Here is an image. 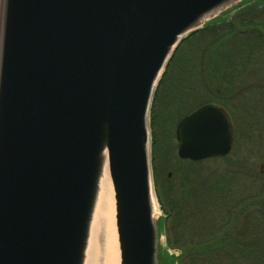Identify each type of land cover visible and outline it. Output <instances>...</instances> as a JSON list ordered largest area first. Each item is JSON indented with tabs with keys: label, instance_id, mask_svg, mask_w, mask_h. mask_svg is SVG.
<instances>
[{
	"label": "water",
	"instance_id": "95a60500",
	"mask_svg": "<svg viewBox=\"0 0 264 264\" xmlns=\"http://www.w3.org/2000/svg\"><path fill=\"white\" fill-rule=\"evenodd\" d=\"M241 0H0V264H86L106 169L120 264H160L150 109L176 49ZM181 159L230 153L215 104Z\"/></svg>",
	"mask_w": 264,
	"mask_h": 264
},
{
	"label": "rangeland",
	"instance_id": "374dc122",
	"mask_svg": "<svg viewBox=\"0 0 264 264\" xmlns=\"http://www.w3.org/2000/svg\"><path fill=\"white\" fill-rule=\"evenodd\" d=\"M232 7L230 10L234 9ZM257 14L260 15L256 21L264 24V11L258 10ZM253 17L252 15L247 20H254ZM213 26L215 28L210 31L217 29L222 33H226L227 29L231 28H229V24L223 27L218 23H213ZM203 27L206 25L203 24ZM240 28L242 29L241 25ZM201 36V34L197 35L184 45L181 59L175 61L163 84L162 80L160 81L152 101L151 132L153 135L152 117L155 113V132L162 142L161 146L157 148L156 156L152 145L154 182L157 179L159 181V187H156V183H154V189H159L165 203L176 197H184L186 201L190 202L185 201L186 208L189 205L190 210L189 212L183 211L177 228H175L173 220L170 219L166 222L171 230L172 240L176 246L178 245L173 249H169L166 231L161 229L165 213L159 204L157 216L159 234L161 235H159V250L167 249L170 254L172 252L181 253L184 239L189 238L188 236L194 234V231L195 233L197 231L206 233L213 228H219L220 231L235 229L239 239L242 240L239 243L240 248L229 247L228 253L221 260H214L212 264H264V176H258L261 169L259 162L264 161V137H256L243 153H240L242 146H236L225 159L207 160L193 164L188 160H182L178 154L177 126L180 119L198 106L207 103L213 89L224 87V78L227 77L224 72L216 70L224 65L219 67L217 61H212L211 53L215 45L211 42L215 35L208 31L206 35ZM248 43H251L254 49L258 48L256 52L249 53L250 45ZM206 49L210 50L208 55L204 53ZM225 49L227 53H221V63H223V58L229 57L232 64L235 63L233 67L253 69L250 71L251 73L242 75L238 79L236 76H228L225 90L220 89L224 93L222 95L227 96V99H231L232 102L254 109V117L242 120V122L235 119V124L240 131L264 135V37L260 36L258 32L257 34L251 32L246 35L238 34L230 43L224 45L222 51ZM205 61L207 65L200 68V62L205 64ZM179 62H181L180 65ZM164 76L165 74L162 79ZM188 79L190 84L186 83ZM160 86L161 92L155 106V98ZM242 115L244 116L245 113ZM215 179L219 181L217 182L219 185L222 184V187L225 186V183L231 187L232 194H227L224 199L221 194L217 195L218 192L214 191ZM192 195L193 197L195 195V201L191 198ZM258 200L263 205H259L256 209L258 212L260 211L257 215L245 214V212L234 214L235 202L243 201L241 207H245L246 204H248L247 206L251 205L249 209H253L252 212H254L256 208L254 206ZM249 209L247 211H250ZM191 216L192 219L185 223L183 218ZM178 235H182V237L179 236L182 241H177ZM184 249L188 250L189 248L185 246ZM244 251L248 253L246 254ZM185 264L195 263L189 260ZM203 264L211 263L209 259H206Z\"/></svg>",
	"mask_w": 264,
	"mask_h": 264
},
{
	"label": "trees",
	"instance_id": "16d2710c",
	"mask_svg": "<svg viewBox=\"0 0 264 264\" xmlns=\"http://www.w3.org/2000/svg\"><path fill=\"white\" fill-rule=\"evenodd\" d=\"M221 21L225 22V19L220 17L213 22L218 23ZM239 24L241 25L242 29L240 28ZM239 24L232 26L230 29H227L226 33H222L221 30L219 32V30H217V29L214 31H210L212 28H215V26H212L210 28L202 29V30L190 35L188 38H186L181 43V45L178 47L176 52L174 53L169 65L167 67V71L165 73V76L161 81L162 84L165 80L166 75L169 73L170 68L175 63V61H178L179 59H181L180 56H181V54H183L184 45L186 43H188L192 38L196 37L197 35L201 34L202 36H204V35H206V33L208 31L211 32L212 35L213 34L215 35V38L211 42L215 45L211 54L213 56L212 61L213 60H215V62L217 61V64H218L217 66H219V67L221 66V63H220L221 58H222L221 53H227L226 49L224 51H222V48H224V45H226L227 43H230L231 40H233L236 35H238V34L239 35H246L248 32H251L253 34H257V32H258L260 36L264 37V24L263 23H259L256 20H243ZM248 45H250L248 47L249 48L248 50H249V53H251V54L253 52H256V50L258 49V48L254 49V47H252L251 43H248ZM209 52H210L209 49L208 50L206 49L204 51V53L206 55H208ZM225 58L230 62V64L232 63L231 59L229 57L228 58L225 57ZM251 58H252V56H251ZM180 63L181 62H179V65H180ZM206 65H207L206 61H205V64L204 63L202 64L200 62V68H203ZM186 83L190 84L191 82L188 79V80H186ZM160 92H161V86H160V89H158V93H157V96L155 98V106L157 105V101L159 100ZM200 94H201V92H200ZM222 94H224V93L213 89V92L210 93V96H209L210 100L208 102H217L223 98H227V96L224 97ZM152 128H154V130H153L154 134L152 135L153 148H154L153 151H154V155L156 156L157 155V148H159L161 146L162 142L159 139V135H157L155 132V129H156V114L155 113L152 117ZM201 162H203V161H201ZM191 163L195 164V163H200V162H191ZM215 180L216 181L214 182V185H215L214 191L218 192L217 195L221 194L222 199H224V198H226L227 194H229V193L232 194V192L230 191L231 187H228L226 183H225V186L222 187L221 186L222 184L219 185V183H217L219 181H217V179H215ZM157 181H158V179L155 181L156 187L159 184V181L158 182ZM156 191H157V196H158L159 202L161 204V208L165 213V217L163 218V221L161 222V229H163L167 233V240H168L169 247L177 248L178 245L176 246V244L172 240L171 235H170L171 230H170V228L166 222L169 221L170 219L173 220V222L175 223V228H177V224L180 223L179 222L180 217L184 213L183 211L186 210V212H189L190 207L188 205V208H186V205H185L186 199H184V197H182V198L176 197L174 200L169 199L168 203H165L163 200V197L159 193L158 188L156 189ZM191 198L193 199V201L196 200L195 195H194V197L192 195ZM186 202H189V201L187 200ZM242 203H243V201L242 202H235V204L233 206L234 207L233 209H235L234 214H236V213L240 214V213L245 212V214L250 213L252 215H257L258 213H260V211L258 212L256 209L259 207V205H263L262 202L258 200V203L255 204V206H254L256 208L254 209V212H252L253 209H249L251 207L250 204H249L250 206H247L248 204H246L245 207H243V206L241 207ZM247 209H249L250 211H247ZM229 218H231V217H229ZM191 219H192V216L189 218L188 217L183 218L185 223L188 222V220L190 221ZM228 222H230V220H228ZM224 226H226V225H224ZM193 233L194 234H192V235H194V236L191 235V236H188L189 238L184 239L185 241L181 245L182 251H181L179 256L170 254L167 249H163L162 251H160L159 252L160 264H185V262H187L189 260H192V262H194L195 264H203V262L206 259H209L210 263L212 264L214 262V260H221V258L226 253H228L229 247L239 249L240 248L239 243L242 241L241 239H239L235 229H232L230 231L228 229L227 230L224 229V231H220L219 228H213V229H209V231L206 233H201L199 231H197L196 233L194 231ZM179 236L182 237V235H178L177 236L178 238L176 237L177 241H179V240L182 241ZM185 246L188 247L189 249L185 250L184 249ZM244 252L246 254L248 253L247 251H244Z\"/></svg>",
	"mask_w": 264,
	"mask_h": 264
},
{
	"label": "bare ground",
	"instance_id": "6f19581e",
	"mask_svg": "<svg viewBox=\"0 0 264 264\" xmlns=\"http://www.w3.org/2000/svg\"><path fill=\"white\" fill-rule=\"evenodd\" d=\"M118 238L115 192L106 169L92 223L86 264H120Z\"/></svg>",
	"mask_w": 264,
	"mask_h": 264
},
{
	"label": "flooded vegetation",
	"instance_id": "af4514ba",
	"mask_svg": "<svg viewBox=\"0 0 264 264\" xmlns=\"http://www.w3.org/2000/svg\"><path fill=\"white\" fill-rule=\"evenodd\" d=\"M249 2H244V3H239L236 6L232 7L234 9L230 10H226L224 11L220 17L225 19V22H218V24H220L221 26L225 27L226 25L229 24V28L232 26H235L236 24L238 25L240 21L243 20H247L248 17H252V15L254 16V20H257L256 18L260 15L257 14V11L259 10L260 12L264 11V0H247ZM209 26H211V24H209ZM224 29V28H223ZM222 60V58H221ZM221 63V61H220ZM235 63H231L226 59L223 58V63H221V65L227 66V67H222V68H216V70H218L219 72H224L225 75L227 76H233V77H240L242 75H245L247 73H251L250 71H252L253 69H249V68H235L233 67ZM232 65V67H231ZM224 68V69H223ZM214 69V68H213ZM215 70V69H214ZM224 75V77H226ZM227 77L224 78L223 84L224 87H220L219 89H217L218 91L221 92V90H225V85L227 84L226 81ZM221 89V90H220ZM214 104L218 105L219 107H221L225 112L228 113V115L230 116L232 123L234 125V143H233V148L232 151L236 148V146H242L240 147V153H243V151H245L248 146L254 141V139L259 138V137H264V135H258L257 133H251V132H245V131H240L238 130V126H236L235 124V119L239 120L240 122H242V120H246L249 118L254 117V109L253 107L250 106H240L235 102H232L231 99H227V98H223L220 101L215 102ZM232 108V109H230ZM245 113V115L243 116L242 114ZM232 151L230 152V154L232 153ZM229 154V155H230ZM229 155L225 156V157H221L218 159H225L227 158ZM216 159V158H215ZM261 164L260 166V172L258 174V176L263 177L264 176V161H260L259 162ZM249 170L251 171V169L249 168Z\"/></svg>",
	"mask_w": 264,
	"mask_h": 264
}]
</instances>
